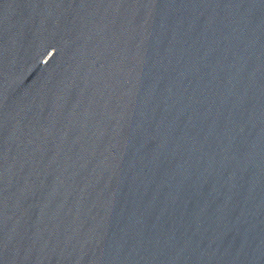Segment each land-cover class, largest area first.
<instances>
[{
	"label": "water",
	"instance_id": "1",
	"mask_svg": "<svg viewBox=\"0 0 264 264\" xmlns=\"http://www.w3.org/2000/svg\"><path fill=\"white\" fill-rule=\"evenodd\" d=\"M0 264H264V0H0Z\"/></svg>",
	"mask_w": 264,
	"mask_h": 264
}]
</instances>
